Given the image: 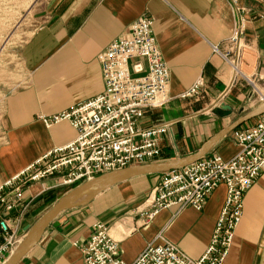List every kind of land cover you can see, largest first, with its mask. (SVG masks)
Returning a JSON list of instances; mask_svg holds the SVG:
<instances>
[{"label": "crops", "instance_id": "1", "mask_svg": "<svg viewBox=\"0 0 264 264\" xmlns=\"http://www.w3.org/2000/svg\"><path fill=\"white\" fill-rule=\"evenodd\" d=\"M247 24L239 70L233 80L220 54L236 21L227 0H37L28 14L30 36L0 54V185L54 148L76 138L67 122L47 129L38 115H54L104 92L98 55L140 19L153 21L152 31L170 73V102L145 113L144 127L172 122L160 141L154 164L186 160L210 139L261 106L247 80L264 93V0H240ZM195 98H179L195 82ZM225 106L231 114L224 116ZM255 117L235 130L254 126ZM234 130V131H235ZM217 141L202 157L230 160L239 148L232 134ZM153 165V164H152ZM164 173L137 176L104 189L60 212L16 264H83L82 247L96 223H103L118 243L119 256L132 263L162 233L186 256L205 252L225 200L218 186L201 211L169 208L146 222V201L154 196ZM56 180L26 185L20 207L0 211L14 237V250L30 229L72 189L55 188ZM264 239V173L243 200L242 217L224 264H261ZM2 242V240H0Z\"/></svg>", "mask_w": 264, "mask_h": 264}, {"label": "built area", "instance_id": "2", "mask_svg": "<svg viewBox=\"0 0 264 264\" xmlns=\"http://www.w3.org/2000/svg\"><path fill=\"white\" fill-rule=\"evenodd\" d=\"M236 25L227 42L229 49L215 54L228 64L233 80L241 76L239 65L247 24L240 0H227ZM153 21L140 18L129 31L113 41L97 57L102 71L104 92L68 111L38 115L37 121L47 129L67 122L76 138L64 147L54 148L21 173L0 185V211L11 212L22 204L23 188L46 179L56 180L55 188L74 189L102 175L133 167L154 164L160 156L159 143L169 133L172 122L141 125L145 113L158 110L170 102V73L162 59L152 31ZM252 95L264 106V93L254 81L247 80ZM201 82H195L179 98L200 94ZM239 152L230 160L219 155L201 158L182 169L164 173L154 196L146 201L151 221L163 210L190 207L201 211L215 189L225 187V200L215 223L209 244L198 260L186 256L162 235L160 243L146 245L130 264H224L238 227L243 200L264 173V113L257 123L232 134ZM7 221L0 218V264L14 253V237ZM83 264H127L119 256L118 243L103 223L79 249Z\"/></svg>", "mask_w": 264, "mask_h": 264}, {"label": "water", "instance_id": "3", "mask_svg": "<svg viewBox=\"0 0 264 264\" xmlns=\"http://www.w3.org/2000/svg\"><path fill=\"white\" fill-rule=\"evenodd\" d=\"M219 109L225 111L224 116H229L231 114L230 109L228 107L221 106L219 107ZM263 113L264 106H261L258 111L238 119L231 126H229L225 130L221 131L216 136H214L212 139H210L194 156L189 159L178 162H170L161 165L153 164L143 167H133L122 171L109 173L106 175H102L92 181L85 182L82 185L72 189L69 193H67L57 202V204L51 209V211H49V213L43 219H41L34 228L28 231L26 238L17 247V249L14 251V253L11 255V257L7 260L5 264H16L21 259V257L27 252V250L32 247V245L37 241L39 236L45 231L50 222L68 206L76 204L80 201H85L91 198L92 196L96 195L97 193H100L104 189H107L112 185H115L119 182L128 180L133 177L167 173L182 169L183 167L201 159L209 151V149H211V147L221 138L225 137L226 135L237 129L243 123L255 117L261 116Z\"/></svg>", "mask_w": 264, "mask_h": 264}, {"label": "rangeland", "instance_id": "4", "mask_svg": "<svg viewBox=\"0 0 264 264\" xmlns=\"http://www.w3.org/2000/svg\"><path fill=\"white\" fill-rule=\"evenodd\" d=\"M36 1L0 0V54L5 48L19 45L30 36L28 14ZM260 262L264 264V239L261 243Z\"/></svg>", "mask_w": 264, "mask_h": 264}, {"label": "bare ground", "instance_id": "5", "mask_svg": "<svg viewBox=\"0 0 264 264\" xmlns=\"http://www.w3.org/2000/svg\"><path fill=\"white\" fill-rule=\"evenodd\" d=\"M84 197H86V196H84Z\"/></svg>", "mask_w": 264, "mask_h": 264}]
</instances>
